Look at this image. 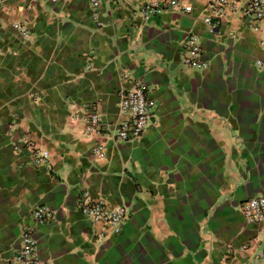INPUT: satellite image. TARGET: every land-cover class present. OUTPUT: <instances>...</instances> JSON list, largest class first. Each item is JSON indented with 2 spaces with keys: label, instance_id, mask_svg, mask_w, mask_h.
<instances>
[{
  "label": "crops",
  "instance_id": "0c3cea01",
  "mask_svg": "<svg viewBox=\"0 0 264 264\" xmlns=\"http://www.w3.org/2000/svg\"><path fill=\"white\" fill-rule=\"evenodd\" d=\"M210 1L0 0V264L27 227L51 264H264V223L241 211L264 197V22L251 28L249 0L221 19ZM191 36L206 69L183 62ZM127 77L154 102L143 137L85 136L89 111L117 129ZM85 189L127 210L119 235L83 216Z\"/></svg>",
  "mask_w": 264,
  "mask_h": 264
},
{
  "label": "built area",
  "instance_id": "2783aa9c",
  "mask_svg": "<svg viewBox=\"0 0 264 264\" xmlns=\"http://www.w3.org/2000/svg\"><path fill=\"white\" fill-rule=\"evenodd\" d=\"M56 1V0H52ZM231 0H211L209 8L214 18L221 19L226 7L229 6ZM92 8L97 9L100 0H91ZM178 7L185 12H190V8ZM160 12V4H148L142 10L144 20L148 21L153 15ZM244 15L250 19L251 28L258 30L260 24L264 22V0H249L243 9ZM100 25V23H99ZM15 30L19 32L22 39L28 41L30 34L27 28L20 24H13ZM187 54L183 56V62L187 65L194 66L197 69H206L208 65L201 63L200 47L196 43L194 36L190 37L187 46ZM261 62H258L260 65ZM129 86L123 88L120 92L119 112L121 120L117 129L112 130L107 125L102 116L94 111H89L84 121V134L87 137L104 136L109 141L115 143L134 142L141 139L150 124L153 112L154 102L151 99L147 85L138 78L127 77ZM35 149V147L30 144ZM105 143H99L94 148V154L98 159L105 158ZM49 161L48 152H37L35 154L34 163L37 166L47 164ZM78 206L83 216L95 224H101L106 230H110L112 234L119 235L127 220V210L121 206H113L104 198L94 197L90 189H85L80 197ZM241 211L246 220L250 224L264 223V197H255L245 202ZM32 218L37 226L46 225L51 218V211L41 205L33 208ZM10 264H51L43 261L38 252V241L36 239V231L29 227L24 228L20 234V244L11 259Z\"/></svg>",
  "mask_w": 264,
  "mask_h": 264
}]
</instances>
